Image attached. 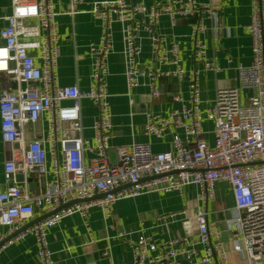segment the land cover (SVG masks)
I'll list each match as a JSON object with an SVG mask.
<instances>
[{
  "label": "built area",
  "instance_id": "obj_1",
  "mask_svg": "<svg viewBox=\"0 0 264 264\" xmlns=\"http://www.w3.org/2000/svg\"><path fill=\"white\" fill-rule=\"evenodd\" d=\"M141 1L90 3L88 13L100 21L101 35L89 46L92 80L89 89L81 91L76 85L59 84L60 28L55 0H11L12 13L0 31V156L4 157L0 243L6 241L1 248L33 235L40 263L57 264L47 235L64 218L79 215L86 219L93 208H99L108 219L121 200L149 193L183 195L188 186H195L200 203L193 217L195 243L176 238L157 244L144 235L133 239L125 230L118 237L129 241L134 264H227L223 232L210 224L203 210V205L216 201L218 186L226 184L235 203L228 223L233 250L249 264H264V0H251L247 29L252 38V63L238 67V86L220 88L205 112L200 74L221 71L207 60L206 21L217 20L219 12L197 0H157L150 7ZM85 3L70 0V13H77ZM199 13L204 14L193 27L192 42L194 60L202 68L186 72L179 42L158 35L157 26L163 16L175 27L180 19ZM138 15L142 21H127L128 16ZM116 22L124 24V75L129 90L146 86L151 97L159 99L163 96L161 78L190 82L186 100L180 92L167 94L180 107L167 115L146 114L145 134L157 139L171 135V150L155 152L148 143L133 142L117 147L114 161L110 157L113 114L107 60L113 51ZM141 30L156 33L151 39L150 63L140 60L142 49L137 40ZM85 100L99 111L90 127L84 126L82 118ZM43 117L47 128L37 134L35 126ZM206 120L213 126L212 143L207 140ZM87 129L92 137L85 136ZM177 215L167 218L174 222ZM43 216L47 217L20 232ZM198 247L204 248V256Z\"/></svg>",
  "mask_w": 264,
  "mask_h": 264
},
{
  "label": "crops",
  "instance_id": "obj_2",
  "mask_svg": "<svg viewBox=\"0 0 264 264\" xmlns=\"http://www.w3.org/2000/svg\"><path fill=\"white\" fill-rule=\"evenodd\" d=\"M109 0H86L78 7L77 13H70V0H55L54 10L58 14L60 28V58L58 64L59 84L61 86H78L86 91L91 85L92 58L89 46L97 43L101 35V23L90 13V3ZM157 0H142L141 3L150 7ZM162 1V0H160ZM201 6H214L219 12L217 20H207L208 32L205 35L207 60L214 62L221 71L202 72L199 84L203 98V112L215 99L220 88L238 86V67L252 63V38L248 32L252 14L251 0H197ZM12 13L11 0H0V31L6 27V17ZM204 13L196 14L187 19H180L172 27L167 16L160 19L157 34L169 42L178 41L181 46L182 66L186 72L202 68L196 64L193 52V27ZM128 22L142 21V16H128ZM123 25H113V51L109 55L107 84L113 114V134L110 140V157L116 158V148L135 143H148L153 151L164 152L172 149V136L157 139L145 134L146 114L167 115L181 104L171 101L169 91L180 92L188 98L190 82L187 78L177 80L163 77L160 87L163 96L153 99L146 86L129 90L126 85ZM156 33L141 30L138 44L141 46L140 60L150 63L152 55L151 39ZM1 43V40H0ZM166 71L171 68H164ZM2 78L0 77V82ZM0 83V91L2 90ZM82 118L84 126L90 127L98 116V109L88 101H82ZM68 127V125H66ZM208 132V142H213L210 133L212 123L204 122ZM47 128L46 118L35 126L37 134ZM181 137L183 133L177 132ZM85 136L92 137L87 129ZM29 137L34 134L29 133ZM4 157L0 156V174ZM200 206L198 190L188 186L183 195L176 192L167 194L149 193L137 198L119 201L113 208L112 217L106 219L99 208H93L88 217L79 215L64 218L58 225L48 230V244L53 259L57 264H134L133 252L129 241L119 238L120 231L131 232L130 236L137 239L140 235L151 237L157 244H163L176 238H187L191 243L197 241V233L189 236L184 223L193 218ZM234 197L230 187L220 184L217 188V199L203 210L208 212L210 224L217 225L223 232V241L229 252L227 264H249L234 252L231 232L228 223L232 218ZM229 209L228 212H224ZM178 214L174 222L167 217ZM164 218V219H162ZM162 219V220H161ZM200 256L205 250L198 247ZM107 253V255H105ZM0 264H41L38 258V244L35 236L29 235L17 244L0 248ZM187 264V262H183Z\"/></svg>",
  "mask_w": 264,
  "mask_h": 264
},
{
  "label": "water",
  "instance_id": "obj_3",
  "mask_svg": "<svg viewBox=\"0 0 264 264\" xmlns=\"http://www.w3.org/2000/svg\"><path fill=\"white\" fill-rule=\"evenodd\" d=\"M16 87H17V85L14 83V84H13V88H16ZM137 143H138V142H137ZM17 179H18L19 181H22L23 178H22V176H18ZM33 187H34V186H31V189H33ZM46 217H47V216H43V217H39V218L35 219V220L32 221L31 223H29L25 228H23L20 232H23V231H25L27 228L32 227L33 225L37 224V223L40 222L41 220L45 219ZM184 226H185V229H186V231H187V235L191 236V235L197 233V232H196L197 227H196V220H195V218H192L191 220L185 221ZM20 232L14 234L13 236H11V238L17 236ZM11 238H10V239H11ZM5 242H6V241L0 243V248L5 244Z\"/></svg>",
  "mask_w": 264,
  "mask_h": 264
},
{
  "label": "rangeland",
  "instance_id": "obj_4",
  "mask_svg": "<svg viewBox=\"0 0 264 264\" xmlns=\"http://www.w3.org/2000/svg\"><path fill=\"white\" fill-rule=\"evenodd\" d=\"M1 149V148H0Z\"/></svg>",
  "mask_w": 264,
  "mask_h": 264
}]
</instances>
